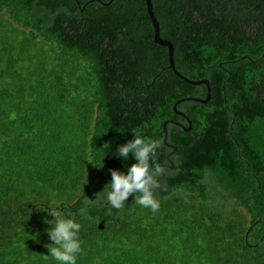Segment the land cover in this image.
<instances>
[{"label": "trees", "instance_id": "16d2710c", "mask_svg": "<svg viewBox=\"0 0 264 264\" xmlns=\"http://www.w3.org/2000/svg\"><path fill=\"white\" fill-rule=\"evenodd\" d=\"M151 3L209 81L186 116L208 88L145 0H0V264H56L41 203L76 215L77 264H264V0ZM137 130L163 145L155 213L102 199Z\"/></svg>", "mask_w": 264, "mask_h": 264}, {"label": "clouds", "instance_id": "9594fccd", "mask_svg": "<svg viewBox=\"0 0 264 264\" xmlns=\"http://www.w3.org/2000/svg\"><path fill=\"white\" fill-rule=\"evenodd\" d=\"M134 135L125 143L119 145L115 154L123 161L131 156L134 162L126 171L111 169V179L105 185L107 191L103 194V202L112 209L119 210L124 207L131 195L135 203L142 208L150 209L153 213L160 208L156 198V190L160 187L163 169L159 164L163 145L157 138L147 137L141 130L133 132ZM97 165L98 167H103ZM94 164V163H93ZM45 203L37 205L40 211L46 212L51 219L45 218V223L50 225L46 229L50 243L45 247L48 255L56 264H77L78 257L82 254V241L80 239L81 224L76 215L61 205L55 207ZM52 245V246H49Z\"/></svg>", "mask_w": 264, "mask_h": 264}, {"label": "water", "instance_id": "95a60500", "mask_svg": "<svg viewBox=\"0 0 264 264\" xmlns=\"http://www.w3.org/2000/svg\"><path fill=\"white\" fill-rule=\"evenodd\" d=\"M146 1V6H147V12H148V15L150 17V20L153 24V28H154V42L155 43H158L160 45H163L165 47L168 48V53H169V62H170V67L174 70V73L178 76V77H181L183 80L185 81H188L192 84H206L207 88H208V95L206 98H198V97H191V98H182V99H179L178 101H176V103L173 105V108L174 110L183 115V116H186L183 112L179 111L177 109V105L180 101L182 100H186V99H191V100H194V101H198V102H202V103H205L207 102V100L209 99L210 97V86H209V81L206 80V79H202V80H191V79H188L186 76L182 75L177 69H176V66H175V61H174V57H173V44L171 41L169 40H166L164 38H162L160 36V25H159V22L156 18V16L154 15V12H153V9H152V3H151V0H145ZM169 121H165L164 124H163V130H164V140L166 142V139H167V124H168ZM190 125L188 127H186L185 129L186 130H189L191 129V122L189 121ZM170 145V144H169ZM172 146V145H170ZM173 147V146H172ZM177 148H174L173 151H171L170 153L167 154V159L169 160V162H171V166L170 167H173V162L172 160H170V155L174 153V151L176 150ZM163 186V185H162ZM99 228H104V225H103V221H101L99 224H98Z\"/></svg>", "mask_w": 264, "mask_h": 264}, {"label": "flooded vegetation", "instance_id": "af4514ba", "mask_svg": "<svg viewBox=\"0 0 264 264\" xmlns=\"http://www.w3.org/2000/svg\"><path fill=\"white\" fill-rule=\"evenodd\" d=\"M254 23H255V22H254ZM166 40H167V39H166ZM147 88H149V84H147ZM146 95H147V94H146ZM129 102H132V101H129ZM124 108H125V109H128L129 106H124ZM175 112H176V111H175ZM176 113H177V112H176ZM178 114H179V113H178ZM171 122H172V121H171ZM176 123L179 124V122H176ZM163 139H164V138H163ZM168 144H170V143H168ZM168 144H167V145H168ZM170 145H171V144H170ZM168 146H169V145H168ZM172 146H173V145H172ZM169 147H170V146H169ZM171 148H172V147H171ZM174 148H176V147L173 146L172 149L174 150ZM173 150H172V151H173ZM176 150H177V149H176ZM176 150H175V151H176ZM175 151H174V152H175ZM170 152H171V151H169L168 153H170ZM166 158H167V155H166ZM167 160H168V159H167ZM160 165L163 166L164 164H160Z\"/></svg>", "mask_w": 264, "mask_h": 264}]
</instances>
